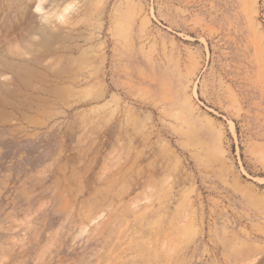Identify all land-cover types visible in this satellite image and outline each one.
<instances>
[{
	"label": "rangeland",
	"instance_id": "374dc122",
	"mask_svg": "<svg viewBox=\"0 0 264 264\" xmlns=\"http://www.w3.org/2000/svg\"><path fill=\"white\" fill-rule=\"evenodd\" d=\"M9 7L0 50H22L34 13ZM76 19L93 47L63 64L102 54L96 83L30 74L0 106V264H264V0H89Z\"/></svg>",
	"mask_w": 264,
	"mask_h": 264
},
{
	"label": "bare ground",
	"instance_id": "6f19581e",
	"mask_svg": "<svg viewBox=\"0 0 264 264\" xmlns=\"http://www.w3.org/2000/svg\"><path fill=\"white\" fill-rule=\"evenodd\" d=\"M3 1L10 6L11 11L9 12L10 14L13 13L12 21L14 22L24 19L30 12L34 14L26 28L29 34L26 36L23 34L26 38V46L22 50L17 51L0 50V106L9 101L5 94L15 84L20 86L21 84L25 85L32 82L28 78L30 74H39L40 72L46 76V73L52 72L60 82L68 83L73 87H84L85 85L96 83L92 77L94 71H91L94 68L88 69L82 67L76 70L69 68L67 64H63L64 61L72 60L74 53L78 52L80 55H84L93 47L92 44L89 45L91 38L84 34V30L76 28V18L81 16L89 0H82V4L78 6L72 16L67 18L64 24L57 22L56 11L59 4L68 0H47L45 5L46 11L41 15H37L33 10L37 0ZM45 17H47V22H44ZM113 25L114 31L112 34L118 35L116 15L114 16ZM104 27L105 24L103 22L98 23V37L103 34ZM85 45L89 46L84 47ZM100 58L99 69L96 70L95 68V72H99L104 67L102 54ZM5 77H10V79H5ZM59 97L61 98V96ZM108 147H111V145ZM157 209L159 208L157 207Z\"/></svg>",
	"mask_w": 264,
	"mask_h": 264
},
{
	"label": "clouds",
	"instance_id": "9594fccd",
	"mask_svg": "<svg viewBox=\"0 0 264 264\" xmlns=\"http://www.w3.org/2000/svg\"><path fill=\"white\" fill-rule=\"evenodd\" d=\"M47 3V0H37L36 5L34 6L33 10L37 13V15H41L46 11L45 5ZM75 3L70 2L65 5L63 8L62 12L56 16L57 22L64 24L66 23L67 17L69 16L70 13L73 12L75 9ZM44 22H47V17H45ZM5 79H10V77H5Z\"/></svg>",
	"mask_w": 264,
	"mask_h": 264
}]
</instances>
